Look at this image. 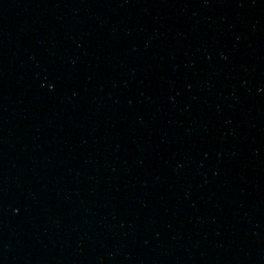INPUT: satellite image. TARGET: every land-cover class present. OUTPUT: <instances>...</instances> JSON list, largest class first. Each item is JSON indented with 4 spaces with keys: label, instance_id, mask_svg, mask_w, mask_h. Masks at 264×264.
Returning a JSON list of instances; mask_svg holds the SVG:
<instances>
[{
    "label": "water",
    "instance_id": "water-1",
    "mask_svg": "<svg viewBox=\"0 0 264 264\" xmlns=\"http://www.w3.org/2000/svg\"><path fill=\"white\" fill-rule=\"evenodd\" d=\"M0 264H264V0H0Z\"/></svg>",
    "mask_w": 264,
    "mask_h": 264
}]
</instances>
